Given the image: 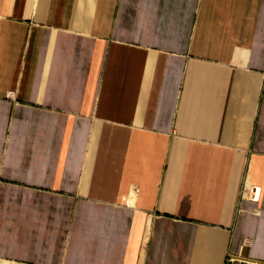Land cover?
<instances>
[{
    "label": "crops",
    "instance_id": "1",
    "mask_svg": "<svg viewBox=\"0 0 264 264\" xmlns=\"http://www.w3.org/2000/svg\"><path fill=\"white\" fill-rule=\"evenodd\" d=\"M0 264H264V0H0Z\"/></svg>",
    "mask_w": 264,
    "mask_h": 264
},
{
    "label": "built area",
    "instance_id": "2",
    "mask_svg": "<svg viewBox=\"0 0 264 264\" xmlns=\"http://www.w3.org/2000/svg\"><path fill=\"white\" fill-rule=\"evenodd\" d=\"M11 95H12V92H11V91H8V92L6 93V97H7V98H10Z\"/></svg>",
    "mask_w": 264,
    "mask_h": 264
}]
</instances>
